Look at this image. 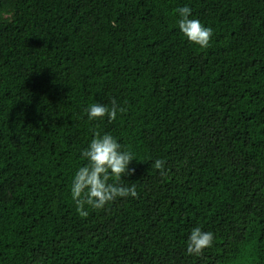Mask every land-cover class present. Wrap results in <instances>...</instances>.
Listing matches in <instances>:
<instances>
[{"label": "trees", "instance_id": "1", "mask_svg": "<svg viewBox=\"0 0 264 264\" xmlns=\"http://www.w3.org/2000/svg\"><path fill=\"white\" fill-rule=\"evenodd\" d=\"M94 132L134 154L138 195L81 217ZM0 264H264V0H0Z\"/></svg>", "mask_w": 264, "mask_h": 264}, {"label": "clouds", "instance_id": "2", "mask_svg": "<svg viewBox=\"0 0 264 264\" xmlns=\"http://www.w3.org/2000/svg\"><path fill=\"white\" fill-rule=\"evenodd\" d=\"M177 11L180 17L178 27L187 40L201 49L208 48L213 30L204 26L198 19L190 18L192 10L188 6L180 7ZM125 111L126 109L119 106L115 99H112L110 108L94 103L85 109L90 121L107 117L109 122L116 119L118 112ZM81 157L87 163L75 172L70 187V195L79 216L89 215L87 207L100 210L117 198L138 195L135 185L127 187L120 183L125 174L135 173V168L129 167L135 159L134 154L123 150L113 135L110 133L101 135L100 132H94L93 138L88 147L82 151ZM165 163L163 159H157L154 162V168L160 170L161 175H166ZM213 242L214 234L211 231H203L200 227H195L188 237L186 253L201 256L205 249L212 247Z\"/></svg>", "mask_w": 264, "mask_h": 264}]
</instances>
